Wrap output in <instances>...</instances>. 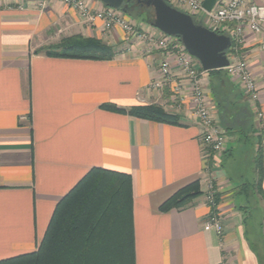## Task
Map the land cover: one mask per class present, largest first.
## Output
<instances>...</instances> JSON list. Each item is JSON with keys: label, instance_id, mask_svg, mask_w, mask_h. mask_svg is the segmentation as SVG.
<instances>
[{"label": "crops", "instance_id": "0c3cea01", "mask_svg": "<svg viewBox=\"0 0 264 264\" xmlns=\"http://www.w3.org/2000/svg\"><path fill=\"white\" fill-rule=\"evenodd\" d=\"M38 1L0 0V260L36 251L56 204L90 169L103 168L131 178L134 264H264V201L253 193L263 211L248 226L244 183L225 163L230 144L249 143L254 172L256 154L262 159L264 190V119L255 113L264 114V34L247 33L239 46L258 85L255 105L230 78L202 74L205 99L226 136L225 150L214 153L202 147L187 80L174 73L183 103L173 99V82L150 87L172 55L147 52L119 27L103 30L101 20L85 23L59 0L42 8ZM87 2L94 10L105 6ZM77 36L104 43L114 55L103 60L36 52ZM144 105L160 106L178 123L127 113ZM208 177L222 219L219 234L204 225ZM194 181L201 193L188 205L159 209Z\"/></svg>", "mask_w": 264, "mask_h": 264}, {"label": "trees", "instance_id": "16d2710c", "mask_svg": "<svg viewBox=\"0 0 264 264\" xmlns=\"http://www.w3.org/2000/svg\"><path fill=\"white\" fill-rule=\"evenodd\" d=\"M121 11L138 16L148 25L153 21L151 7L133 4ZM193 20L199 24L195 18ZM39 51L51 56L103 60L114 55L112 48L104 43L79 36L63 39L55 47L36 52ZM209 72L222 79L228 78L224 69ZM104 107L124 111L113 105ZM127 113L158 122L178 123L176 116L167 114L158 105L136 106ZM255 164L256 178L252 186L264 201L259 154H256ZM246 185L248 183H244ZM200 193L199 182H191L168 197L159 209H181ZM131 204L128 174L92 168L56 204L36 251L1 259L0 264H134Z\"/></svg>", "mask_w": 264, "mask_h": 264}, {"label": "built area", "instance_id": "2783aa9c", "mask_svg": "<svg viewBox=\"0 0 264 264\" xmlns=\"http://www.w3.org/2000/svg\"><path fill=\"white\" fill-rule=\"evenodd\" d=\"M47 0H39L38 6L42 8ZM72 7L80 19L88 24L102 21L105 31L119 27L127 40L145 43L146 51L161 50L173 56V60H163L158 69L159 78L150 83L151 88H160L166 83L173 82L172 96L179 103L185 101V96L180 83L174 82V73L184 77L189 84L190 105L193 115L201 127V144L204 149L214 153H221L226 147L224 128L216 122L212 111L205 99L203 92L201 69L196 58L188 54L181 41L175 36H169L158 29L145 30L127 18L120 10L104 6L98 10L90 7L87 0H59ZM170 6L180 9L195 18L199 24L218 34L230 37L231 46L227 54L228 65L223 68L226 75L235 81L247 95L250 103L256 104L258 100V85L251 74L247 62L239 54V46L244 43L247 33L253 35L264 34V4L255 3L253 0H217L210 12H205L201 3L203 0H165ZM227 51V52H228ZM174 67L176 71H174ZM256 110V109H255ZM256 119L263 120L264 114L256 110ZM216 190L211 178L204 183V201L210 207L205 227L221 233L222 219L216 201Z\"/></svg>", "mask_w": 264, "mask_h": 264}, {"label": "water", "instance_id": "95a60500", "mask_svg": "<svg viewBox=\"0 0 264 264\" xmlns=\"http://www.w3.org/2000/svg\"><path fill=\"white\" fill-rule=\"evenodd\" d=\"M105 6L122 9L125 0H100ZM140 6L151 7L153 21L150 24L160 32L178 37L184 48L196 58L203 71L225 68L229 61L227 51L230 37L213 32L194 22L193 17L170 6L165 0H136ZM217 0H203L201 7L210 12Z\"/></svg>", "mask_w": 264, "mask_h": 264}, {"label": "rangeland", "instance_id": "374dc122", "mask_svg": "<svg viewBox=\"0 0 264 264\" xmlns=\"http://www.w3.org/2000/svg\"><path fill=\"white\" fill-rule=\"evenodd\" d=\"M133 10L134 9H132L131 11L133 12ZM125 16L132 19L135 24L138 23L139 25H141V27L145 30L155 29L154 27L147 25L146 23L143 24L141 19L136 15L125 14ZM230 148H233V150L231 151V154L228 155L225 159L226 168L230 171L229 173L232 174L235 179L245 184L248 183V185H246V187L244 188L246 190V193H244L245 195L241 194V197L247 200L248 208H250L252 211V214H249L250 216H247L246 219L247 225L251 226V223H254L255 221L254 219L258 218L257 215L262 214L261 212L263 211L261 205H257V200H255L253 194L254 186H252V184L254 183V180L256 178V174L253 169V163L250 159V152L253 148L249 143L248 145H245V143L243 142L240 145L232 143L230 144Z\"/></svg>", "mask_w": 264, "mask_h": 264}, {"label": "flooded vegetation", "instance_id": "af4514ba", "mask_svg": "<svg viewBox=\"0 0 264 264\" xmlns=\"http://www.w3.org/2000/svg\"><path fill=\"white\" fill-rule=\"evenodd\" d=\"M133 4H138V3L136 2V0H128L126 3H124L123 8L130 7Z\"/></svg>", "mask_w": 264, "mask_h": 264}]
</instances>
